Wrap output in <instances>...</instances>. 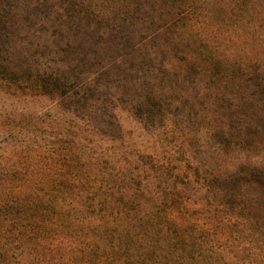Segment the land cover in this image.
<instances>
[{"label":"rangeland","instance_id":"obj_1","mask_svg":"<svg viewBox=\"0 0 264 264\" xmlns=\"http://www.w3.org/2000/svg\"><path fill=\"white\" fill-rule=\"evenodd\" d=\"M0 8V264H111L89 244L99 222L126 228L119 211L138 258L149 232L170 241L171 216L201 249L166 258L264 264V5Z\"/></svg>","mask_w":264,"mask_h":264},{"label":"trees","instance_id":"obj_2","mask_svg":"<svg viewBox=\"0 0 264 264\" xmlns=\"http://www.w3.org/2000/svg\"><path fill=\"white\" fill-rule=\"evenodd\" d=\"M235 4L238 5V7H242V12L249 10L253 6V4H262L264 5V0H250L248 2H245L244 0H233ZM227 5L226 2L222 4V6ZM8 10L5 8H0V26L2 29L5 28V22H3L1 19L3 17L8 16ZM252 14L253 12L250 11ZM68 94V93H67ZM70 94V93H69ZM66 96V94H64ZM206 197L210 198V193L212 194V182L206 183ZM242 211V210H241ZM235 212L236 217L240 218L241 214L242 220L244 223L250 221V219H254L256 216L253 214L252 210H248V213L243 212ZM120 218L122 216L128 218L129 221H127L128 224H126V228H114L116 229L114 234H112L113 230L109 229L106 224L103 222H99L100 226L99 229L96 230L95 233L91 235L90 238V244L91 252L96 256L101 254V256H105V258H111V264H142V263H151V264H206L203 261L198 262L195 258L190 257V255L187 257V254H185L186 258L183 256L181 257L178 255L176 258H166L165 255H168L170 253V250L172 249L175 251L178 248V245L180 248L182 246L186 247L190 244L191 241H193V245L197 247L198 249H201L199 242L197 241L198 238L194 237L191 234V229L189 226H186L183 222L177 221V218H173L169 216V242L168 238L166 236V241L163 244H159V242L156 240V237L153 232H149V234H146V247L144 250L141 251L142 258L140 255H138V251L140 252V239L137 240L138 235L136 234L137 227L135 225H138V223L134 220L132 215L129 213L124 212H118L116 213ZM240 215V216H239ZM114 216V214H113ZM248 220H246V218ZM173 218V220L171 219ZM255 219H258L257 217ZM259 220V219H258ZM264 225V224H263ZM139 226V225H138ZM198 227V226H197ZM193 229V228H192ZM195 230V229H194ZM199 231L206 232L205 235H208V229L199 228ZM204 230V231H203ZM208 231V232H207ZM113 238L111 237V235ZM110 235V236H109ZM98 237L99 240L96 238ZM97 240V241H96ZM104 243V245L101 247L100 244ZM139 247V248H138ZM168 253V254H167ZM137 256V257H136ZM190 257V258H189ZM1 258V256H0ZM115 258V259H112ZM130 259V260H129ZM132 262H129L131 261ZM213 264H217V261H215Z\"/></svg>","mask_w":264,"mask_h":264}]
</instances>
